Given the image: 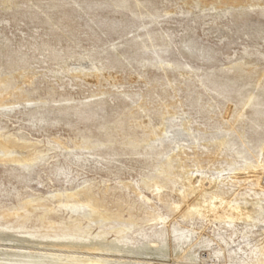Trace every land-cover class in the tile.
Listing matches in <instances>:
<instances>
[{
	"label": "rangeland",
	"instance_id": "374dc122",
	"mask_svg": "<svg viewBox=\"0 0 264 264\" xmlns=\"http://www.w3.org/2000/svg\"><path fill=\"white\" fill-rule=\"evenodd\" d=\"M20 260L264 264V0H0Z\"/></svg>",
	"mask_w": 264,
	"mask_h": 264
},
{
	"label": "bare ground",
	"instance_id": "6f19581e",
	"mask_svg": "<svg viewBox=\"0 0 264 264\" xmlns=\"http://www.w3.org/2000/svg\"><path fill=\"white\" fill-rule=\"evenodd\" d=\"M0 264H41V261H32V260H29V261H26V262L21 261V262H18L17 263V261H16V263L15 262H6V263H0ZM84 264H102V263L97 262V261H91V262H86Z\"/></svg>",
	"mask_w": 264,
	"mask_h": 264
}]
</instances>
